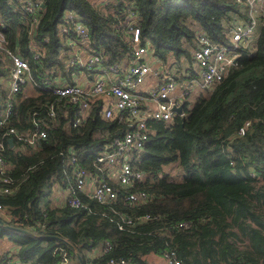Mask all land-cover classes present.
I'll return each mask as SVG.
<instances>
[{
  "label": "trees",
  "instance_id": "1",
  "mask_svg": "<svg viewBox=\"0 0 264 264\" xmlns=\"http://www.w3.org/2000/svg\"><path fill=\"white\" fill-rule=\"evenodd\" d=\"M127 7L135 11L132 22L140 40L149 43L164 73L171 58L191 62L195 30L218 40L236 11L233 0H105L100 5L97 0H40L37 21L30 28L22 0H0V22L7 46L28 61L34 77L40 78L37 72L44 70L51 80L73 82L70 74L79 67L67 63L69 38L84 54H98L102 64L128 60L122 23ZM66 12L85 25L87 40L74 36ZM32 49L40 54L35 63ZM6 73L7 67H0V78ZM5 93L0 82V97ZM52 98L46 88L25 96L14 93L0 133L8 126L29 131L32 118L47 121L45 105ZM74 110L67 101L56 108L55 119L34 148L16 141L9 146L3 137L2 155L17 184L12 193L0 194V205L9 214L0 215V237L13 245L0 253V263L9 258L22 264H59L51 251L62 245L69 264L110 257L141 264L143 253L162 254L166 249L174 250L179 264H264V16L252 47L239 49L235 64L220 81L202 89L190 106L184 101L181 115L145 121L147 138L129 155V163L143 177L129 188H117L111 204L77 192L86 208L53 203L54 190L73 181L69 155L93 171L95 156L128 128L117 117L104 118L99 99L91 102L80 124L71 125ZM245 121L248 126L237 135ZM170 164L176 169L173 175L163 170ZM140 190L147 194L145 202L123 200L127 192ZM119 213L151 218L119 229ZM180 221L189 225L174 228ZM244 239L245 245L237 243ZM105 241L110 244L106 252L88 257Z\"/></svg>",
  "mask_w": 264,
  "mask_h": 264
},
{
  "label": "built area",
  "instance_id": "2",
  "mask_svg": "<svg viewBox=\"0 0 264 264\" xmlns=\"http://www.w3.org/2000/svg\"><path fill=\"white\" fill-rule=\"evenodd\" d=\"M233 2L236 11L231 13V19L224 24L218 40H214L201 30L194 31L190 50L191 70H185L176 76L164 75L151 65L149 57L152 56V52L149 43L141 42L139 28L132 22L135 11L130 7L126 8L124 14L126 20L122 22L127 32L125 41L129 53L128 60L122 58L102 64L98 54H84L75 39H67L70 48L67 63L77 65L84 73L95 72L94 77L89 78L88 84L85 85L76 81L51 80L48 76L49 71L44 70L42 73L37 72L40 78L34 77L28 61L7 46L2 31L3 24L0 22V67H7L6 75L0 78L1 86L6 91L0 97V126H4L10 116L14 93L21 91L25 96L29 94L26 92L28 88L32 90L46 88L53 95L51 101L45 105L47 121L39 117L32 118V128L26 132H18L12 126L1 131L0 194L12 193L17 184L10 176V163L2 155L3 137L5 141L10 137L12 144L16 141L34 148L37 141L45 136L48 122L55 119V109L62 106L65 101L75 106L71 125L80 124L87 115L91 102L99 99L102 116L117 117V120L125 123L128 128L120 135L114 136L107 149L95 156L92 163L93 171L86 170L77 164L72 154L69 155L73 181L60 187L58 204L86 208V204L79 200L76 192L99 204H111L116 199L117 188H129L134 182L141 180L143 173L129 163V155L131 150L140 148L147 138L145 121L147 119L167 121L174 114L181 115L183 112L177 113L172 106L182 105L187 101L193 89H210L235 64L239 49L252 47L263 22L264 0ZM39 6L40 0H22V8L29 15L30 28H33L37 21ZM64 15L74 31V36L81 41L87 40V28L80 19L72 12H66ZM60 30L63 31L64 27L60 26ZM39 55L38 50H31V59L34 63L38 61ZM148 74L159 77L158 83L142 89L141 84ZM180 75L182 76L179 78ZM248 124L249 122L245 121L238 127L237 135L243 134ZM123 200L128 204L143 203L147 200V194L141 190L129 191L123 196ZM0 215L9 218V214L1 205ZM118 215L116 224L119 229L129 227L136 222L135 220L151 218L149 214L136 218L126 213ZM188 225V221H180L173 227L185 228ZM109 248L110 244L105 241L100 246L99 255ZM51 256L57 259L59 264L70 263L69 253L62 245L55 246ZM162 256L166 264H179L173 249H166ZM3 264L22 263L7 258ZM85 264H137V262H133L129 257H110L99 261L88 260Z\"/></svg>",
  "mask_w": 264,
  "mask_h": 264
},
{
  "label": "crops",
  "instance_id": "3",
  "mask_svg": "<svg viewBox=\"0 0 264 264\" xmlns=\"http://www.w3.org/2000/svg\"><path fill=\"white\" fill-rule=\"evenodd\" d=\"M93 1H95V0H93ZM149 61L151 62V65L153 67L158 68L159 70L162 68L159 60L154 55L149 57ZM183 72H185V67H183L181 69V71L178 73V75L183 73ZM161 73L164 75H173V76L177 75V74H175V71L172 68L169 69L168 73H164L163 71H161ZM94 75H95L94 71H90V72L88 71V73H84L83 71L79 70V68H78L77 72L70 74V79L73 81H76V82H80L81 84L85 85V84H88L89 78L94 77ZM158 80H159V77L148 74L145 77L143 83L141 84V88L145 89L148 86L155 85L158 83ZM61 81H64V79H62ZM27 91H29L28 93H33L35 90L28 88ZM199 91H200V89H197L195 92H197V94H198ZM86 188L88 189L89 186H87ZM59 199H60V190L58 187L55 190L54 197L52 198L53 203H55V202L58 203ZM237 243L245 245L246 240L244 239L241 243L239 241H237ZM239 246L243 247L242 245H239ZM12 249H13V245L3 244V241L0 240V253L3 251H11ZM248 249H249V251H251L250 248H248ZM99 252H100V246H97L96 248H94L92 251H90L88 253V257H90V258L96 257L99 255ZM140 259L143 261L141 264H166L162 254L157 253V252L143 253L142 255H140Z\"/></svg>",
  "mask_w": 264,
  "mask_h": 264
},
{
  "label": "rangeland",
  "instance_id": "4",
  "mask_svg": "<svg viewBox=\"0 0 264 264\" xmlns=\"http://www.w3.org/2000/svg\"><path fill=\"white\" fill-rule=\"evenodd\" d=\"M105 0H97V3L100 5V4H102L103 2H104ZM172 59V58H171ZM171 59H169V61H170V67H169V69H173L174 71H175V74H177L178 75V73L181 71V69L183 68V67H187V65L189 64L190 65V62H188L185 58H179V60L178 61H172ZM168 62V61H167ZM165 65H167V63L165 64ZM161 71H163L162 70V68L160 69ZM195 90L196 89H193L192 91H191V94L189 95V97H188V106H190L191 105V103L194 101V99H195V97L201 92V90L199 91V93L197 94V92H195ZM26 92H29V91H26ZM163 170L164 171H168L171 175H173V174H175V172H176V169H175V167H174V165L173 164H170V165H165L164 167H163ZM55 184H54V188H55ZM53 194H55V190H54V193ZM0 240H2L3 241V244H7V245H12V243L10 242V241H8L5 237H0Z\"/></svg>",
  "mask_w": 264,
  "mask_h": 264
},
{
  "label": "water",
  "instance_id": "5",
  "mask_svg": "<svg viewBox=\"0 0 264 264\" xmlns=\"http://www.w3.org/2000/svg\"><path fill=\"white\" fill-rule=\"evenodd\" d=\"M172 109H174L177 113H181L182 112V105H177V106H172ZM6 142L8 143L9 146H11L12 144V139L10 137H8L6 139Z\"/></svg>",
  "mask_w": 264,
  "mask_h": 264
}]
</instances>
